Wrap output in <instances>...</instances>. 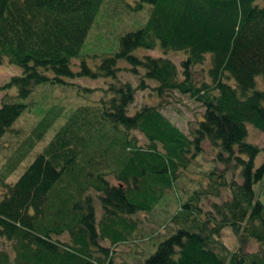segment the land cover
Instances as JSON below:
<instances>
[{"label": "trees", "instance_id": "16d2710c", "mask_svg": "<svg viewBox=\"0 0 264 264\" xmlns=\"http://www.w3.org/2000/svg\"><path fill=\"white\" fill-rule=\"evenodd\" d=\"M103 2L0 0V64L6 59L22 68L5 86L16 88L19 101L3 100L0 138L39 85L117 79L121 61L142 75L138 87L111 83L95 105L78 107L7 186L0 200V264H118L114 250L138 233L133 217L157 208L206 143L219 150L220 163H233L229 181L215 178L218 185L223 179L231 197L205 211L202 193L195 192L173 216L174 231L137 264H264V205L254 193L256 184L264 185V163L256 167L260 149L246 140L248 125L264 132V90L258 88L264 82V6L259 0H137L138 10L150 7L146 24L122 36L118 53L96 69L82 60L75 71ZM158 47L162 54L184 53L181 70L164 55H134ZM208 58L211 83L197 86L192 70ZM145 88L157 97L178 91L201 103L205 111L191 139L157 107L130 113L136 92ZM53 123L44 118L34 137ZM132 131L146 143L140 145ZM14 169L12 163L1 171L0 183ZM219 188L213 187L214 195ZM225 229L238 238L235 250L222 241ZM251 242L257 251H247Z\"/></svg>", "mask_w": 264, "mask_h": 264}, {"label": "rangeland", "instance_id": "374dc122", "mask_svg": "<svg viewBox=\"0 0 264 264\" xmlns=\"http://www.w3.org/2000/svg\"><path fill=\"white\" fill-rule=\"evenodd\" d=\"M136 1L104 0L82 47L80 58L74 60L72 64L75 71L82 60H85L90 68L96 69L103 58L118 53L122 36L141 29L146 24L150 7L145 6L143 10H138ZM259 2L264 6V0H259ZM134 55L140 58L164 55L176 64L179 70H181L182 61L186 59L184 53L162 54L159 47L154 51L138 49ZM209 66L208 58L204 64L193 68L194 83L197 86L211 83L208 75ZM119 68L117 79L64 78L65 84L45 83L37 86L30 97L22 101L26 104L24 112L11 129L0 138V172L12 163L15 165L12 175L4 183H0V200L6 194L7 186L14 184L19 179L78 107L95 105L111 83L117 85L128 83L134 87L139 86L141 74L131 73L130 66L124 61L119 62ZM140 72L143 73V71ZM21 74L22 68L10 64L6 59L0 64V106L5 98H9L11 102L19 101L16 98V88H5V86L12 77ZM148 83L153 85L147 81L146 84ZM258 88L264 90V82L259 81ZM143 105L159 108L163 116L190 139L192 130L196 127L197 121L202 119L205 111L201 103L189 94L174 91L168 95L157 97L149 88L136 92L135 102L129 109L130 113H135L136 109ZM44 118L50 121L53 119L54 123L41 138L36 139L34 137L35 129ZM130 135L136 137L140 145L146 143V139L140 132L132 131ZM246 140L260 149L255 165L256 167L261 166L264 163V132L248 125ZM30 142H33L31 147ZM218 151L217 148L214 149L211 144L206 143L204 150L198 156L191 158L192 161L188 168L180 170L174 187L157 208L151 213H140L133 217L139 220L138 233L131 241L114 250L113 255L118 264H137L136 260H142L148 252H150L149 255L154 253L157 245L168 237V233L174 231L175 225L177 226L172 221L173 216L180 212L183 203L195 196V192L202 193L200 201L205 211L210 210L213 203H219L231 197L227 188L222 186L223 179H220L218 185L216 184L218 180L215 178L224 175L229 181L233 175V163L229 167L220 163L217 160ZM237 178L239 177L237 176ZM238 180L240 181V179ZM215 186L220 187L218 195H214L213 187ZM254 193L255 200L264 205V185L262 183L254 186ZM95 206L97 219L100 220L102 208L98 200H96ZM222 241L230 250H235L238 246L237 236L229 229L224 230ZM257 250L258 245L254 242H251L247 247L248 252ZM139 251H142V254H138ZM140 255L142 257H139Z\"/></svg>", "mask_w": 264, "mask_h": 264}]
</instances>
